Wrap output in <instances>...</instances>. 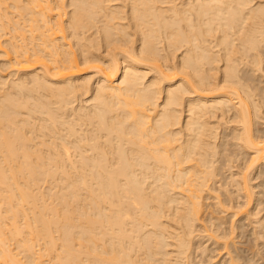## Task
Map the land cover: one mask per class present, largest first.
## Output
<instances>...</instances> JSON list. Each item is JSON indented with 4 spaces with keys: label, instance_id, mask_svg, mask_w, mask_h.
<instances>
[{
    "label": "bare ground",
    "instance_id": "obj_1",
    "mask_svg": "<svg viewBox=\"0 0 264 264\" xmlns=\"http://www.w3.org/2000/svg\"><path fill=\"white\" fill-rule=\"evenodd\" d=\"M0 53V264H264V0H0Z\"/></svg>",
    "mask_w": 264,
    "mask_h": 264
},
{
    "label": "rangeland",
    "instance_id": "obj_2",
    "mask_svg": "<svg viewBox=\"0 0 264 264\" xmlns=\"http://www.w3.org/2000/svg\"><path fill=\"white\" fill-rule=\"evenodd\" d=\"M4 39H5V38H4ZM4 39H3V40H4ZM0 55L3 56L1 53H0ZM1 56H0V63H2V61H3V59H4V57L2 58ZM2 64H3V63H2ZM0 66H1V64H0ZM1 69H3V68H1ZM1 69H0V70H1ZM3 71H4V70H3ZM1 72H2V71H1ZM9 72H10V69H9V70H5L4 75H5V74L8 75ZM2 74H3V73H2ZM7 78H9V77H7ZM45 182H46V181H45ZM45 182H41L40 185L38 186V188H39V187H43V188H39V189H41L42 191H45L46 189H48V188H49V185L51 184V182L49 183V181H47L46 184H45ZM43 183H44V184H43ZM42 184H43V185H42ZM48 184H49V185H48ZM58 184H61V183H58ZM46 185H47V186H46ZM35 188H36V187H35ZM43 189H45V190H43ZM26 211H27V210H26ZM27 213H28V214L30 213V214H29V217H30V215H31V211L29 210V212L27 211ZM20 221H21V220H20ZM22 221H23V220H22ZM22 221H21V222H22ZM22 234H23V233H22ZM22 234H21L20 236H21V237H22V236L24 237V234H23V235H22ZM20 236H19V237H20ZM19 237H17V238H19ZM21 237H20V238H21ZM14 240H15V239L10 240V242L12 241V242H11L12 247H11V246H10V247L13 248V246H14V248H13L14 251H18L19 249H16V248H17V245H16L17 240H16V241H14ZM13 241H14V242H13ZM15 242H16V243H15ZM36 243H38V242H36ZM40 243H41L42 245H41ZM39 244H40V245H39ZM43 245H44V243H43L42 241L39 242L38 244H36L35 249H36V252H37L38 254H39V253L42 254V248H43ZM37 246H38V247H37ZM41 246H42V247H41ZM39 247H40V248H39ZM38 248H39V250H38L39 252L37 251ZM20 249H21V248H20ZM22 249H23V248H22ZM40 250H41V252H40ZM261 250H262L261 252H263V253L260 254V257H262V255H263V257H262L263 259H262V261H259L258 263H260V262H261V263L264 262V249H261ZM19 251H20V252H21V251L24 252L23 250H19ZM22 252H21V253H22ZM19 254H20V253H18V256H19ZM26 254H27V256H26ZM24 256H25L26 258H24ZM19 258H21V261H23L24 259H26V260H24L25 262H30V260H31V259H28V258H29V257H28V253H26V252L23 253V254H21V255L19 256ZM43 258H44L45 262H47V260L50 258V256H48V255L46 256V255H45ZM43 258H42V259H43ZM27 259H28V260H27ZM31 262H32V260H31ZM30 264H34V263L32 262V263H30Z\"/></svg>",
    "mask_w": 264,
    "mask_h": 264
}]
</instances>
